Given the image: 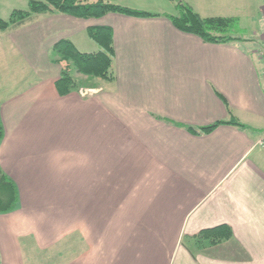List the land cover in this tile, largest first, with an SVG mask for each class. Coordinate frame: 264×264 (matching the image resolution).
<instances>
[{
    "label": "crops",
    "instance_id": "1",
    "mask_svg": "<svg viewBox=\"0 0 264 264\" xmlns=\"http://www.w3.org/2000/svg\"><path fill=\"white\" fill-rule=\"evenodd\" d=\"M101 1L153 15L54 12L0 30V170L17 193L0 264H264V18L260 36L208 43L171 24L170 0ZM94 26L111 29L113 78L76 74L93 93L59 94L53 45L97 51ZM219 225L229 239L195 238Z\"/></svg>",
    "mask_w": 264,
    "mask_h": 264
},
{
    "label": "trees",
    "instance_id": "2",
    "mask_svg": "<svg viewBox=\"0 0 264 264\" xmlns=\"http://www.w3.org/2000/svg\"><path fill=\"white\" fill-rule=\"evenodd\" d=\"M177 9L176 15H169L171 24L181 32L195 35L208 43H226L238 39L233 34L237 26V18L224 16L202 17L188 7L182 0H170ZM62 13L76 18H99L109 13L124 14L135 17H146L150 14L143 10L122 6L116 3L98 0H29L27 10H13L7 20L0 18V30L16 27L29 20L35 14ZM88 36L101 49L94 52H80L69 40H59L52 51L65 66L56 80L59 94H67L80 87L76 74L86 78L111 80L112 73V34L107 26H94L87 29ZM220 124H238L235 119L217 121L207 126H186L191 133L202 134L212 131ZM2 128L0 125V139ZM17 203V193L14 183L0 170V213L13 210ZM231 229L226 225L201 230L195 238L207 240L211 244L229 239Z\"/></svg>",
    "mask_w": 264,
    "mask_h": 264
},
{
    "label": "rangeland",
    "instance_id": "3",
    "mask_svg": "<svg viewBox=\"0 0 264 264\" xmlns=\"http://www.w3.org/2000/svg\"><path fill=\"white\" fill-rule=\"evenodd\" d=\"M28 1L29 0H0V18L7 20L12 10H27ZM127 1H133V2H138V3L151 2V0H127ZM212 1L217 2V4L219 3L223 4L224 5L223 8L231 7L232 8L231 13H236L237 15H239L237 18V26L234 28V31H233V34L235 36H238L241 38H247V36L250 35V31L255 28L259 29V31H254L255 35L260 36L262 34V30H261L262 24H263L262 19L264 18V15L260 13V9L264 5V0H212ZM105 2H108V1H105ZM110 2L114 3L112 1ZM218 7H221V6H218ZM221 11L225 13L226 12L229 13V10H226V9L221 10ZM75 77L79 81V84H80V87L77 89L79 94L81 90H88V93L84 96L91 95L93 93V90L91 88L81 87L83 84H86L84 82V79L81 80L77 76ZM53 251H56V250H53ZM53 251L49 250V252L46 251L45 253H50ZM45 253L43 254L44 256H45Z\"/></svg>",
    "mask_w": 264,
    "mask_h": 264
},
{
    "label": "built area",
    "instance_id": "4",
    "mask_svg": "<svg viewBox=\"0 0 264 264\" xmlns=\"http://www.w3.org/2000/svg\"><path fill=\"white\" fill-rule=\"evenodd\" d=\"M263 13H264V6H263ZM259 57H260V61H261V65H262V73L264 76V33L263 36L261 38V42H260V46L257 50ZM88 93V90H81L80 94L81 95H86ZM256 145L258 147H261L264 149V135H262L257 141H256Z\"/></svg>",
    "mask_w": 264,
    "mask_h": 264
}]
</instances>
